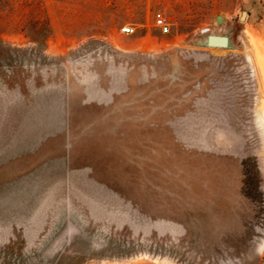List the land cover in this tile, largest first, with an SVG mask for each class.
I'll return each instance as SVG.
<instances>
[{"label": "rangeland", "instance_id": "1", "mask_svg": "<svg viewBox=\"0 0 264 264\" xmlns=\"http://www.w3.org/2000/svg\"><path fill=\"white\" fill-rule=\"evenodd\" d=\"M262 61L264 0H0V264H264Z\"/></svg>", "mask_w": 264, "mask_h": 264}, {"label": "water", "instance_id": "2", "mask_svg": "<svg viewBox=\"0 0 264 264\" xmlns=\"http://www.w3.org/2000/svg\"><path fill=\"white\" fill-rule=\"evenodd\" d=\"M245 12L242 13L241 19H243ZM223 22V18L221 15H217L215 17V23L217 25ZM198 46L206 47V48H217V49H231L232 48V41L228 33H206L202 39L195 43Z\"/></svg>", "mask_w": 264, "mask_h": 264}, {"label": "built area", "instance_id": "3", "mask_svg": "<svg viewBox=\"0 0 264 264\" xmlns=\"http://www.w3.org/2000/svg\"><path fill=\"white\" fill-rule=\"evenodd\" d=\"M155 26L161 31V33H168L169 27L167 22L165 21V18L161 13H156L154 17ZM122 32L126 34H131L134 32V28L131 26H127L122 28Z\"/></svg>", "mask_w": 264, "mask_h": 264}, {"label": "bare ground", "instance_id": "4", "mask_svg": "<svg viewBox=\"0 0 264 264\" xmlns=\"http://www.w3.org/2000/svg\"><path fill=\"white\" fill-rule=\"evenodd\" d=\"M252 35H253V34H252ZM258 46H259V45H258ZM258 59H259V58H258ZM261 59H262V58H261ZM261 59H260V60H261ZM262 62H263V61H262ZM263 63H264V62H263ZM256 64H257V63H256ZM259 65H260V63H259ZM260 66H261V65H260ZM261 69H262V71L264 70L262 66H261ZM263 77H264V74H263Z\"/></svg>", "mask_w": 264, "mask_h": 264}, {"label": "trees", "instance_id": "5", "mask_svg": "<svg viewBox=\"0 0 264 264\" xmlns=\"http://www.w3.org/2000/svg\"><path fill=\"white\" fill-rule=\"evenodd\" d=\"M244 186H245V184H244Z\"/></svg>", "mask_w": 264, "mask_h": 264}]
</instances>
